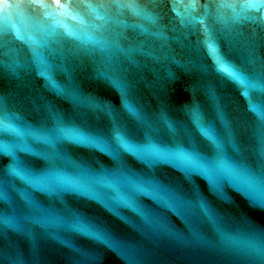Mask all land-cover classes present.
<instances>
[{
	"label": "water",
	"instance_id": "obj_1",
	"mask_svg": "<svg viewBox=\"0 0 264 264\" xmlns=\"http://www.w3.org/2000/svg\"><path fill=\"white\" fill-rule=\"evenodd\" d=\"M188 2L0 0V97L7 122L20 133L0 126V180L9 179L15 189L8 201L0 199V216L14 225L0 222V264H260L243 246L264 244V27L232 23L256 15L242 7L245 0H199L209 5L207 16L203 7H185ZM220 2L235 7L217 9ZM107 4L113 6H100ZM218 13L226 25L217 23ZM208 27L215 55L243 69L246 83L213 71V52L204 44ZM81 41L95 49L91 55L75 51ZM113 44L123 51L100 50ZM113 81L126 86L124 95ZM69 92L99 107L75 108ZM49 109L105 137L115 117L134 142L161 151H195L206 164L217 159L218 150L196 128L198 116L212 126L222 145L219 154L233 172L219 173L213 185L165 160L121 152L134 178L152 181L191 205L167 207L137 193L135 203L151 222L111 199L126 195L124 189L95 183L100 199H91L72 190L56 194L32 187L6 169L14 156L21 172L49 171L48 162L34 154L45 149L34 137L51 126ZM58 150L65 159L56 171L64 181H106L118 169L99 149L64 141ZM75 217L111 244L67 227Z\"/></svg>",
	"mask_w": 264,
	"mask_h": 264
},
{
	"label": "snow or ice",
	"instance_id": "obj_2",
	"mask_svg": "<svg viewBox=\"0 0 264 264\" xmlns=\"http://www.w3.org/2000/svg\"><path fill=\"white\" fill-rule=\"evenodd\" d=\"M61 0H52V3L59 5ZM79 5L70 4L69 7H78ZM90 7V5H88ZM101 7H112V4L100 5ZM116 7H135L138 8L139 5L131 4H121L116 3ZM203 7L205 10V15L207 16L209 5L204 4L200 5L199 0H189L188 4L185 6L187 8L195 10L197 7ZM217 9L225 7H235L224 2L216 4ZM242 7L246 9H254L256 12L255 16L252 17H237L234 18L232 23L239 24L241 21H247L254 24H258L261 27H264V0H245ZM217 23L227 24L219 13L216 16ZM208 39L204 41V44L207 45L208 49L213 52L215 59L216 67L213 68V71L222 78H232L239 83H246L247 77L243 75V69L237 68L235 65L230 64L227 60H224L215 55V50L212 49V45L209 42L211 38V28L208 27L205 29ZM254 38V36H253ZM264 39V37H262ZM98 44L100 42H97ZM106 43V42H105ZM112 48H115L117 51H123L119 48L118 45L113 44L110 46H101V51H111ZM94 48H90L84 41H81L75 51H78L84 55H91L94 51ZM207 71V69H205ZM226 74V77L224 76ZM115 86L121 91V94L124 95L125 85H122L119 81H113ZM69 99L73 103L75 108H92L95 109L99 107L95 105L90 100H86L81 97L76 92L67 93ZM124 106L128 107V101L124 100ZM111 115V114H110ZM136 116L137 121L142 127H146L151 130V125L148 121L139 116L137 113H133ZM10 119V116L7 112V109L4 105V98L0 97V126L3 127L5 131H11L20 135L16 128L11 127L7 122ZM48 119L51 121L50 127H43L40 134L35 135V139L39 141L42 145L45 146L43 151L34 153L42 157L49 164V171L43 175H34L27 168L23 169L21 172L20 165L21 162L16 160L13 156L11 164L6 169V174L8 176H20L27 184L35 188H40L41 190H47L49 192H55L59 194L65 190H72L79 192L82 195H86L91 199H100L98 192L93 187L95 183H102L104 186L111 187L116 191L120 189L126 190V195H118L111 198L117 204H121L124 207L131 208L133 211L138 212L146 221L151 222L148 214L135 203V195L137 193L143 194L145 196H150L152 199L164 204L167 207L176 206L178 208L191 207L190 204H185L181 201L174 192L162 188L160 185L152 181H143L133 177V175L126 170L123 162L120 159L121 152L131 153L139 159H147L151 157L152 159L149 162L154 160H165L169 163H172L174 166L181 168L185 172H198L199 174L205 176L209 183L215 185V177L221 173L226 172L231 174L233 172L232 168L224 163L222 155L219 153L222 152V145L220 141L216 138L215 132L212 126L209 124L205 127L198 116L194 115V124L199 130L201 135L207 140L211 141L218 150L217 159L208 163H201L198 154L195 151L187 152L182 148H177L174 151H161L150 144H140L134 142L132 139L133 133L129 131L126 125L119 123L115 117H112V127L109 137H105L101 132H92L86 130L82 126L75 124V121L72 119H65L61 114L52 111H48ZM264 119V118H262ZM173 134L176 133L175 129L171 130ZM146 138H148L147 133H145ZM128 137L127 139L125 137ZM64 141H70L74 145H81L87 148L99 149L101 152H107L109 155L116 160L118 164V169L115 173L112 174L111 179L106 181H85V182H69L64 181L59 178V175L56 171L57 165L59 162L63 161L65 157L58 150V146ZM262 145H264V138L261 140ZM23 147V145H19ZM5 150L8 155H13L12 151L8 150V147L5 146ZM264 154V151H262ZM247 187H250L247 186ZM14 185L9 179L0 180V199L8 201V193L14 191ZM244 190V187H242ZM203 209V204L200 205ZM15 212V209H14ZM25 220H32L33 218L30 215H25L23 217ZM0 222L8 226H14L8 216H0ZM73 231L83 233L85 236L92 237L96 240H101L104 243L111 244V242L100 233L92 224L82 220L79 217H75L70 224L67 225ZM243 250L257 256L260 260V264H264V244L255 245V244H246L243 246Z\"/></svg>",
	"mask_w": 264,
	"mask_h": 264
}]
</instances>
